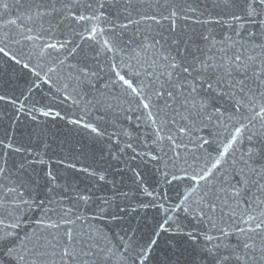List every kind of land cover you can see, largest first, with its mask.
<instances>
[{"label": "snow or ice", "instance_id": "6c2138e0", "mask_svg": "<svg viewBox=\"0 0 264 264\" xmlns=\"http://www.w3.org/2000/svg\"><path fill=\"white\" fill-rule=\"evenodd\" d=\"M0 264H264V0H0Z\"/></svg>", "mask_w": 264, "mask_h": 264}, {"label": "water", "instance_id": "95a60500", "mask_svg": "<svg viewBox=\"0 0 264 264\" xmlns=\"http://www.w3.org/2000/svg\"><path fill=\"white\" fill-rule=\"evenodd\" d=\"M54 130H57V129H54ZM58 134H64V130H63V126L62 125L58 126ZM84 143L87 144V141H84Z\"/></svg>", "mask_w": 264, "mask_h": 264}]
</instances>
